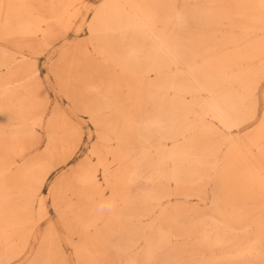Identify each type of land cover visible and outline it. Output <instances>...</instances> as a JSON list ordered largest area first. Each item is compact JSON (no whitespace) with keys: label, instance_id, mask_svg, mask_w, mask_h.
I'll use <instances>...</instances> for the list:
<instances>
[{"label":"bare ground","instance_id":"1","mask_svg":"<svg viewBox=\"0 0 264 264\" xmlns=\"http://www.w3.org/2000/svg\"><path fill=\"white\" fill-rule=\"evenodd\" d=\"M88 2L0 0V264H70L49 202L78 264H264V0ZM57 40L98 141L51 181L84 134L23 49Z\"/></svg>","mask_w":264,"mask_h":264},{"label":"rangeland","instance_id":"2","mask_svg":"<svg viewBox=\"0 0 264 264\" xmlns=\"http://www.w3.org/2000/svg\"><path fill=\"white\" fill-rule=\"evenodd\" d=\"M100 0H89L88 5L86 9L83 12V17L81 20H84L87 18L88 14L92 12L94 9L93 7L98 3ZM82 26V25H81ZM86 37L77 38L75 33H71L70 37V43H75L78 41H81V39H85ZM64 41L57 40L53 41L52 47L43 55L38 57V50L37 49H23V53L27 55V64L38 60L37 67L39 70L40 78L36 80L38 88H40L42 91V95H48L50 100V114H53L54 112H60L63 110H66L68 119L71 121L72 125L76 127L78 131H83L84 138H83V144H82V151L80 154L71 161V164L68 167H61L51 177V181H55L61 174H63L66 171H69L70 166H74L77 163L83 161L89 154L96 142L98 141L97 136V128L93 124L92 120L89 118V116L85 113L84 107L81 103L84 102L81 97L75 98L77 100V103L74 104L69 98L66 97L64 92L59 84V76L55 73V67L60 63L61 58L63 57V60L61 61V65L65 63L64 61ZM18 63V62H17ZM21 63V62H20ZM66 64V63H65ZM17 82L25 83L33 80V76L29 74H25L22 71H17ZM59 80V81H58ZM65 90V89H64ZM39 91V92H40ZM68 95V94H67ZM69 96V95H68ZM45 97L41 98V101ZM264 108V102L262 101V109ZM96 162V161H95ZM49 208L51 212V220L55 222L58 226L59 230V238L61 241V245L63 248V253L68 259L70 264H78L76 259V254L73 248V243L78 242L79 237L78 235H72V233L68 230V228L65 226L63 220L59 217L57 212L54 210L52 202H49ZM48 227V223L44 222L41 224L40 232L43 233L46 231V228ZM40 240L41 236L38 237L37 240H33L31 245L33 247V253L31 259L34 258L35 254L37 253L39 246H40ZM20 262V261H19ZM19 262H14L13 264H19Z\"/></svg>","mask_w":264,"mask_h":264}]
</instances>
